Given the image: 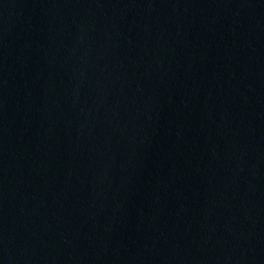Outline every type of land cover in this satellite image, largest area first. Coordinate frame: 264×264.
Segmentation results:
<instances>
[{
	"label": "water",
	"instance_id": "obj_1",
	"mask_svg": "<svg viewBox=\"0 0 264 264\" xmlns=\"http://www.w3.org/2000/svg\"><path fill=\"white\" fill-rule=\"evenodd\" d=\"M0 264H264V0H0Z\"/></svg>",
	"mask_w": 264,
	"mask_h": 264
}]
</instances>
